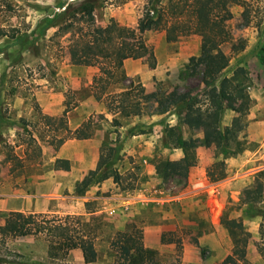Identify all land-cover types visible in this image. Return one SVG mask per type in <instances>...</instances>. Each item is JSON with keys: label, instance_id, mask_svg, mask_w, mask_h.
<instances>
[{"label": "rangeland", "instance_id": "rangeland-1", "mask_svg": "<svg viewBox=\"0 0 264 264\" xmlns=\"http://www.w3.org/2000/svg\"><path fill=\"white\" fill-rule=\"evenodd\" d=\"M145 3L0 0V222L13 210L49 217L76 215L94 237L97 258L89 264H114L109 243L116 231L132 225L141 229L143 246L153 251L144 264H221L233 253L231 235L222 221L235 219L249 233L248 259L262 264L256 245L264 218L257 209H264V194L254 205L256 210L248 213L242 192L262 182L256 173L264 169V0L230 7L231 17L223 25L231 37L221 44L228 66L208 87L201 81L202 66L195 62L207 45L200 34L176 41H166L159 29L138 34L146 54L124 61L127 77L159 99L174 95L184 99L159 113L152 97L141 115L119 118L117 126L112 123L115 115L91 94L97 68L71 64L68 48L76 43L75 27L89 22L80 11H91L96 28L113 18L137 34V19ZM67 23L74 28L62 31ZM239 69L249 99L228 103L220 127L228 128L238 114L241 130L234 142L206 147L200 129L188 123L189 107H205V93L216 88L221 77ZM36 107L43 114L65 116L70 129L90 119L93 132L86 139L69 138L54 149L46 142V129L37 122ZM28 133L40 145L41 156L25 159L20 171L8 173L1 141L14 145V151L23 156L19 143ZM175 134L196 146L182 151L173 143ZM103 142L117 147L115 167L129 176L126 181L134 188L121 190L109 178L92 183L82 195L75 194L74 185L95 169ZM184 153L195 161L185 179H164L156 173L160 161L178 159ZM56 158L68 159L69 170L53 169ZM218 160L224 163L225 177L210 181L206 169ZM0 264L85 263L79 249L64 258H51L45 239L28 235L0 242Z\"/></svg>", "mask_w": 264, "mask_h": 264}, {"label": "trees", "instance_id": "trees-1", "mask_svg": "<svg viewBox=\"0 0 264 264\" xmlns=\"http://www.w3.org/2000/svg\"><path fill=\"white\" fill-rule=\"evenodd\" d=\"M245 2L246 0H146L137 19V34L113 18L102 28H96L92 25L91 11H80L87 16L89 22L86 27H75L76 43L68 48L70 63L97 68V74L91 79L90 91L96 101L103 102L108 112L115 115L113 124L119 126V118L141 115L143 106L148 104L152 97L158 107L156 111L162 113L170 105L182 101L184 96L174 95L171 98L159 99L154 93H145L141 83L127 77L123 69L124 61L139 59L146 54L145 42L139 35L148 30L159 29L164 32L166 41H176L181 36L200 34L207 45L195 62L202 66L201 81L208 87L228 66L229 59L221 50V44L228 42L231 35L223 22L231 17L232 5ZM246 11L244 7L242 16L245 23L249 21ZM73 28V23H67L61 30L67 32ZM241 71L242 69H239L231 76L221 77L217 87L205 93V107H189L188 123L200 129L202 144L206 147L222 143L225 146L236 141L241 130L240 116L234 115L229 127L224 130L221 129L220 122L228 103L235 104L240 100L249 99ZM35 112L37 122L46 129V142L54 149H58L69 138L86 139L93 132L94 126L90 119L70 129L65 116L53 117L43 114L37 107ZM22 125L27 124L22 121ZM28 134L24 135L19 143L23 145V156L14 151V145L1 141V153L8 173L20 171L25 159L34 160L41 156V148L36 138L31 133ZM172 140L175 147H180L184 152L196 146L194 141H184L176 134L174 137L172 135ZM110 144H101L95 169L74 185L75 194L82 195L92 183L109 178L121 190L134 188L130 181H126L129 176L120 173L115 167L119 160L118 149ZM194 163V159L184 153L178 159L160 161L156 166V173L164 179H185ZM52 166L53 169L67 171L70 163L68 159L56 158ZM206 177L210 181L225 177L223 161H214L206 169ZM259 177L261 183L242 192L245 203L249 205L246 209L248 213L254 212V205L264 194V169L256 173V178ZM257 210L264 218V209ZM222 222L231 235L233 253L226 255L221 264H254L247 256L249 233L241 221L224 219ZM91 232L87 224L81 222L76 215L49 217L43 213L13 210L6 212L0 222L2 243L7 237L42 236L47 243L49 257L64 258L69 251L79 249L85 264L93 263L97 258ZM258 234L256 251L264 264V220L259 224ZM109 245L114 252V264H144V260L153 253L143 246L142 231L134 225L129 230L116 231ZM177 246L179 250L180 245Z\"/></svg>", "mask_w": 264, "mask_h": 264}]
</instances>
